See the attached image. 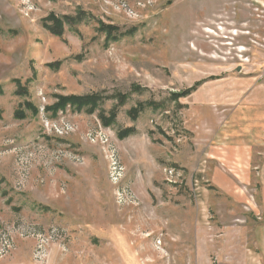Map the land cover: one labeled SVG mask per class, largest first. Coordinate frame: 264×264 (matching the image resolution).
I'll list each match as a JSON object with an SVG mask.
<instances>
[{
  "label": "rangeland",
  "instance_id": "1",
  "mask_svg": "<svg viewBox=\"0 0 264 264\" xmlns=\"http://www.w3.org/2000/svg\"><path fill=\"white\" fill-rule=\"evenodd\" d=\"M262 72L264 0H0V264H264Z\"/></svg>",
  "mask_w": 264,
  "mask_h": 264
},
{
  "label": "crops",
  "instance_id": "2",
  "mask_svg": "<svg viewBox=\"0 0 264 264\" xmlns=\"http://www.w3.org/2000/svg\"><path fill=\"white\" fill-rule=\"evenodd\" d=\"M241 83V155L253 162L258 154L263 164L259 175L264 177V73L247 75ZM263 198V199H262ZM263 200V203H262ZM261 212L264 216V187L261 192Z\"/></svg>",
  "mask_w": 264,
  "mask_h": 264
},
{
  "label": "trees",
  "instance_id": "3",
  "mask_svg": "<svg viewBox=\"0 0 264 264\" xmlns=\"http://www.w3.org/2000/svg\"><path fill=\"white\" fill-rule=\"evenodd\" d=\"M55 25L58 28H60L59 30H62L60 21H55ZM51 30L55 35H58V36L62 35V31L57 32L54 29H51ZM69 106L78 112L83 111L85 108L87 109L91 108L89 110V113H92L97 107V98L94 96L92 97H76V96L62 97L59 103L57 104V106L53 108L54 113L57 114L59 111H65L67 110ZM137 113H138L137 110H133L131 112V115H137ZM132 132H133L132 129H128L124 131L123 133H121V137L129 136Z\"/></svg>",
  "mask_w": 264,
  "mask_h": 264
},
{
  "label": "bare ground",
  "instance_id": "4",
  "mask_svg": "<svg viewBox=\"0 0 264 264\" xmlns=\"http://www.w3.org/2000/svg\"><path fill=\"white\" fill-rule=\"evenodd\" d=\"M219 30H222V28L221 29H219ZM223 31V30H222Z\"/></svg>",
  "mask_w": 264,
  "mask_h": 264
}]
</instances>
